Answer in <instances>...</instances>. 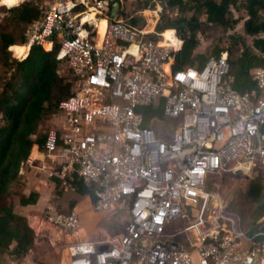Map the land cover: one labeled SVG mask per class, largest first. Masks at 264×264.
<instances>
[{"label": "built area", "instance_id": "2783aa9c", "mask_svg": "<svg viewBox=\"0 0 264 264\" xmlns=\"http://www.w3.org/2000/svg\"><path fill=\"white\" fill-rule=\"evenodd\" d=\"M45 6L23 47L29 55L35 46L54 47L57 38L58 60L76 78L45 132L49 177L59 175L67 190L82 179L94 189L93 212L120 208L129 217L114 240L77 239L67 264H264V241L253 245L241 217L207 188L215 175L259 176L264 169V68L253 72L258 90L242 93L227 82V56L209 58L201 70L178 68L177 33L181 47L165 45L162 34L151 37L119 19L111 0ZM159 99L163 136L139 111ZM189 207L199 208L197 221L170 233ZM44 215L68 235L81 232L76 211L50 203ZM208 224L214 228L205 234ZM189 232L194 254L175 241Z\"/></svg>", "mask_w": 264, "mask_h": 264}, {"label": "trees", "instance_id": "16d2710c", "mask_svg": "<svg viewBox=\"0 0 264 264\" xmlns=\"http://www.w3.org/2000/svg\"><path fill=\"white\" fill-rule=\"evenodd\" d=\"M1 1L3 6L14 9L0 6V11L11 14L0 25V264H7V258L20 264L34 247L35 231L30 227L28 218L16 211L13 199L19 198L22 206L36 205L40 193L33 190L26 194L24 182L18 187L15 184L22 180L23 164L28 160L34 145L45 152L47 135L39 133L40 125L58 111L62 100L73 94L76 78L67 61L58 60L61 45L57 38L51 51L35 46L26 60L18 59V50L26 43L28 28L41 20L48 10L43 2L30 0L20 6V0L13 4H6L3 0H0V4ZM115 1L119 3V0ZM156 3L166 9H181V18L167 22L160 28L165 36L172 38L171 45L176 48H180L181 44L174 37L173 30L178 31L183 42L182 50L177 54V66L181 69L201 70L205 66L208 58L193 57L199 44L197 35L205 25L226 31L234 30L240 20L234 18L233 9L243 12L247 18L244 33L254 38L253 46H246L239 56L233 51L218 49L213 52L212 58L219 59L228 53V84L242 93L258 90L253 81V72L264 68V38L260 37L264 35V0H156ZM156 3L138 0L137 5L144 11ZM188 12H193V16L186 17ZM201 16H206V23L201 21ZM136 22L130 21L135 26ZM46 49L50 50L51 45L47 44ZM61 67H66L68 72L63 73ZM1 72L8 76L2 78ZM161 103L159 99L155 106L139 109L145 117L144 125L153 128L159 136H163L161 126L167 123L162 115ZM50 179L55 187V199L51 203H57L53 201L58 200L59 207L67 191L93 199V187L82 179L76 177L74 189L71 190L66 189L59 175ZM249 182L247 195L255 212L248 223L244 222L243 217L241 219L248 237L253 238L252 244L258 245L264 241V235L255 237L257 233H264V169L257 179H249ZM76 202L74 199L67 200L64 204L68 210L63 211H74Z\"/></svg>", "mask_w": 264, "mask_h": 264}, {"label": "rangeland", "instance_id": "374dc122", "mask_svg": "<svg viewBox=\"0 0 264 264\" xmlns=\"http://www.w3.org/2000/svg\"><path fill=\"white\" fill-rule=\"evenodd\" d=\"M41 1L45 5V2L49 0H41ZM111 1H112V4L114 5H117V4L120 5V7L117 8L119 19H123L125 21H128L129 23L132 20H137L136 26L138 28L144 29L147 32H151L152 34L151 37H154L155 34H160L161 33L160 28L163 25L167 24V22H174L176 19H179L183 16L180 8L175 7L173 9H166L161 4L156 3V0H152L153 2L156 3L154 7H150V9L144 10V11L138 8V5H137L138 0H119V3H116L115 0H111ZM238 1L244 2L246 0H238ZM0 6L4 7L2 5V1H1ZM9 10H12V9H9ZM10 16H11L10 13H4L0 11V25L1 23L5 21V18H8ZM191 16H193V12L186 13V17L189 18ZM233 16L236 20H240L239 25L234 30L226 31L223 28H219L215 26H210V25L204 26V28L197 35V42L199 44L197 45V48L193 53L194 58L200 57V56H204L208 59L212 58L213 52L218 49H223L226 51H233L236 55L239 56L242 53V51L246 48V46L247 47L253 46L254 38L247 37L244 33V22L247 19L245 14L243 12L237 11V9L234 8ZM200 19L202 22L206 23V20H207L206 16H201ZM173 31H177V30L175 29ZM164 33H162V35H164ZM260 37L264 38V35H261ZM222 56L228 57L229 54L224 53ZM26 58L27 57H21V58L19 57L18 59L20 61H24L26 60ZM61 69L63 70V73L68 72L66 67H61ZM1 76L2 78H5L8 75L5 74L4 72H1ZM53 115H51L50 118L46 119L45 122H43L40 125L39 133L44 134L52 126ZM34 138H36V136ZM23 167L25 168V170H27L28 168V166L25 164H23ZM27 173H25L24 176H22L21 181L15 184L17 187L18 185H21L23 182H24L23 185L25 186V189L26 187H28V183L31 180L29 178L27 179ZM33 179L34 178L32 177V180ZM249 179H257V176H247L243 173H237L236 175L232 173L230 174L223 173V174L215 175L211 179H209L208 187H207L210 192H214L218 194L220 197H222L225 200L226 210L228 212H231L241 218L243 217L242 219L246 223L249 222V220L252 218L255 212L254 208L251 206V201L249 200L248 195H247V189L250 183ZM24 180H26L27 182L25 183ZM34 182L36 181L33 180V183ZM28 193H30V190L28 191ZM13 201H15V208L17 211L20 206V199L15 198L13 199ZM84 204L85 202L80 206V210H82L81 208L84 207ZM214 205H217L216 202L212 203V206ZM198 210L199 208H192V207L187 208L186 209L187 216H185L181 221L170 225V228H169L170 232L175 233L178 228L183 229L188 224L196 222ZM209 213H211V211ZM43 214H44V210L41 211V216ZM92 215H95V214H92ZM100 215L101 214H98V220L96 219L95 216H90L91 219L89 221L90 223H92V226H94V228H96L97 231H101L103 233V230L109 229L106 226L109 222L113 221L114 224L116 223L115 217L117 213L115 212V215L113 216L114 218L112 217V218H106V219L105 217L101 219ZM82 218H83V214H82ZM216 218L217 216H215V219ZM84 226L82 225V227H84V230L85 229L88 230V227L86 225ZM111 227H113L114 229L113 224L111 225ZM205 228H206L205 230H202L203 233L209 234L212 228L214 227L208 224L206 225ZM48 254L49 253L43 254L40 251H38V257L36 260L43 261V262L40 261V264H47L49 261L47 258ZM6 263L7 264H18L15 261L13 262L10 258H7Z\"/></svg>", "mask_w": 264, "mask_h": 264}, {"label": "crops", "instance_id": "0c3cea01", "mask_svg": "<svg viewBox=\"0 0 264 264\" xmlns=\"http://www.w3.org/2000/svg\"><path fill=\"white\" fill-rule=\"evenodd\" d=\"M5 2V1H4ZM6 4H10L5 2ZM22 3V2H21ZM21 5V4H20ZM118 16V11H117ZM106 23H104L101 26L100 29V38L103 37L104 33V26ZM163 41V39H162ZM179 48V47H178ZM53 49L51 46V49L47 51L46 46L44 48L45 51L49 52ZM162 132V131H161ZM171 134V133H170ZM28 159L34 161V164H29L28 160L24 163L28 166L27 170L25 168H22L21 176H24L25 173H27V179L29 178L31 181L28 183V187H26V194H29L28 191H38L40 193L39 201L36 205H30V206H22L20 204L19 209L17 210L18 213L21 215H24L28 218V222L31 228L35 231V241H34V247L30 249L28 252V255L20 261V264H40L41 260H36L38 257V251H40L43 254H48V263L47 264H67L69 259V251L70 246L74 242L77 241V239L84 241V240H114L120 236L123 232V227L125 222L128 220V214L124 209L115 208L113 210H110L106 213H95L91 209L92 199L88 196L86 197H80L76 193L72 191H67L65 198L61 201L60 207L59 202L57 204L58 208L60 210H68L67 206L64 203H67V200L74 199L76 200V205L74 207V211H76L79 215L81 227L82 225H86L88 227V230L82 227L81 232L77 237H73L71 235H68L64 231L58 229L57 227L52 226L51 224L47 223L45 221L44 214L41 216V211L45 210V207L51 203L52 200L55 199L54 195V184L49 179V167L51 166L50 160L46 157L45 153L40 149L38 145H34L32 148L31 154L28 157ZM36 175V176H35ZM33 180L36 181L33 183ZM25 183L27 182L24 180ZM71 190V189H69ZM84 204V207H82L80 210V206ZM115 212L117 213L115 219L116 223L114 224L113 221L109 222L106 226L109 228L107 230H103V233L101 231H97L94 226H92V223H90V216H95L98 220V214H101V219L103 217L106 218H112L115 215ZM83 214V218H82ZM95 214V215H92ZM43 218V219H42ZM114 218V217H113ZM114 225L111 227V225ZM101 232V233H100ZM174 233V232H170ZM176 233V232H175ZM188 238H192L194 241V236L191 232L189 233H182L175 237V241L178 242L181 246L186 247L190 250L191 253H195V247L191 246ZM187 243V244H186ZM189 245V246H188ZM43 262V261H41ZM47 262V261H46Z\"/></svg>", "mask_w": 264, "mask_h": 264}, {"label": "bare ground", "instance_id": "6f19581e", "mask_svg": "<svg viewBox=\"0 0 264 264\" xmlns=\"http://www.w3.org/2000/svg\"><path fill=\"white\" fill-rule=\"evenodd\" d=\"M7 2V3H10V4H13L14 2H16L17 0H3V2ZM21 2L23 1V0H20ZM103 25V24H102ZM162 39H163V44H165V45H170L171 46V44H172V38H170V37H167V36H165V34L164 35H162V37H161ZM18 52H19V57L21 58V57H28V51H27V49L26 48H24V47H22V48H20L19 50H18Z\"/></svg>", "mask_w": 264, "mask_h": 264}, {"label": "clouds", "instance_id": "9594fccd", "mask_svg": "<svg viewBox=\"0 0 264 264\" xmlns=\"http://www.w3.org/2000/svg\"><path fill=\"white\" fill-rule=\"evenodd\" d=\"M16 8H18V7H16ZM164 32V31H163ZM163 32H161L160 34H162ZM173 32H175V33H177V31H173ZM177 35H178V33H177ZM178 38H179V36H178ZM180 39V38H179ZM161 40H162V38H161ZM180 41H181V39H180Z\"/></svg>", "mask_w": 264, "mask_h": 264}, {"label": "water", "instance_id": "95a60500", "mask_svg": "<svg viewBox=\"0 0 264 264\" xmlns=\"http://www.w3.org/2000/svg\"><path fill=\"white\" fill-rule=\"evenodd\" d=\"M116 7H117V8H119V7H120V5H118V4H117V5H116Z\"/></svg>", "mask_w": 264, "mask_h": 264}]
</instances>
